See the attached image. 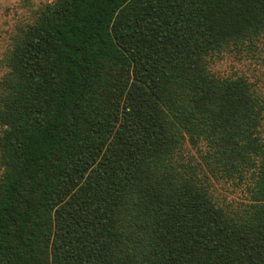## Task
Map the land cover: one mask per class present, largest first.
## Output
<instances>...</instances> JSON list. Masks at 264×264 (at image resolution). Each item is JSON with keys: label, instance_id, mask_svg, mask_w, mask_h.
I'll return each instance as SVG.
<instances>
[{"label": "trees", "instance_id": "1", "mask_svg": "<svg viewBox=\"0 0 264 264\" xmlns=\"http://www.w3.org/2000/svg\"><path fill=\"white\" fill-rule=\"evenodd\" d=\"M257 49L264 0L36 7L2 58L0 264H264V103L209 69ZM199 141L246 202L212 198Z\"/></svg>", "mask_w": 264, "mask_h": 264}, {"label": "rangeland", "instance_id": "2", "mask_svg": "<svg viewBox=\"0 0 264 264\" xmlns=\"http://www.w3.org/2000/svg\"><path fill=\"white\" fill-rule=\"evenodd\" d=\"M48 1L50 0H0V76L5 71L2 58L11 34L17 26L30 19L36 7ZM209 69L218 76L244 77L264 103V49L223 51L210 62ZM260 131L264 135V118ZM207 150L210 149L201 141L196 145L187 143L184 147L188 160L199 164L207 173L212 198L221 205L232 208L240 206L248 199L247 186L250 176L246 175L240 179L237 174L227 175L226 171L216 169L211 174L208 167L214 166V162L203 157Z\"/></svg>", "mask_w": 264, "mask_h": 264}]
</instances>
